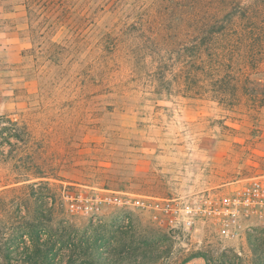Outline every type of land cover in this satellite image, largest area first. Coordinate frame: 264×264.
<instances>
[{
	"label": "rangeland",
	"instance_id": "obj_1",
	"mask_svg": "<svg viewBox=\"0 0 264 264\" xmlns=\"http://www.w3.org/2000/svg\"><path fill=\"white\" fill-rule=\"evenodd\" d=\"M114 1L0 0V264H264V220L235 240L214 220L70 212L80 195L192 198L264 173V0H241L255 15L250 49L235 32L229 104L182 91L171 69L184 56L167 92L139 76L150 57L134 73L122 43L108 50L110 26L133 22L132 2Z\"/></svg>",
	"mask_w": 264,
	"mask_h": 264
},
{
	"label": "trees",
	"instance_id": "obj_2",
	"mask_svg": "<svg viewBox=\"0 0 264 264\" xmlns=\"http://www.w3.org/2000/svg\"><path fill=\"white\" fill-rule=\"evenodd\" d=\"M117 3L108 0L113 11ZM126 3H129L133 22L126 21L121 29L120 22L110 26L104 35L108 50L117 51L122 43L134 73L139 71L137 60L143 55L150 57L152 70L148 75L139 76L148 77L157 84V89L167 92H173L172 81L166 76L168 64L173 66L176 56H184L181 69L178 72L171 69L184 93L194 91L200 95L209 91L220 102L233 101L237 88L235 78L225 70L231 68L235 60V32L237 40L245 41L243 46L249 48L253 30L249 22L253 21L252 14L255 15L252 4L243 7L241 0H126ZM240 14L245 19L241 20ZM235 23L239 27L236 31ZM173 38L179 40L171 41ZM260 38L264 39L263 35ZM137 40L141 43L137 44ZM163 48L165 56H159L158 51ZM26 263L35 264L31 257Z\"/></svg>",
	"mask_w": 264,
	"mask_h": 264
},
{
	"label": "built area",
	"instance_id": "obj_3",
	"mask_svg": "<svg viewBox=\"0 0 264 264\" xmlns=\"http://www.w3.org/2000/svg\"><path fill=\"white\" fill-rule=\"evenodd\" d=\"M226 193L208 191L192 198L162 199L152 196L113 194L101 198L83 195L70 198L68 208L73 215L89 216L96 221L102 205L134 207L149 212L155 221L170 228L191 230L199 221L214 220L228 239H240L247 221L264 220V173L235 181ZM123 196V195H122ZM69 199V198H67Z\"/></svg>",
	"mask_w": 264,
	"mask_h": 264
}]
</instances>
